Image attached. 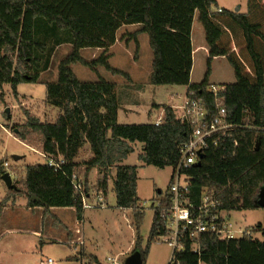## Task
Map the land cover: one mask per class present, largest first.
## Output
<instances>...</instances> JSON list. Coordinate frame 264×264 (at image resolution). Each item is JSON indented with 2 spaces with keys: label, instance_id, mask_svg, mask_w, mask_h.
<instances>
[{
  "label": "trees",
  "instance_id": "1",
  "mask_svg": "<svg viewBox=\"0 0 264 264\" xmlns=\"http://www.w3.org/2000/svg\"><path fill=\"white\" fill-rule=\"evenodd\" d=\"M217 7V0H0L2 91L8 84L18 98V86L39 82L40 75L50 69L57 48L71 45L69 54L59 62L57 80L44 83L46 104L59 110L55 121H44L26 109L23 111V125L14 127V133L22 143L33 146L38 142L47 159L57 162L62 159L63 162L59 168L47 162L27 165L20 186L15 185L16 189L10 190L1 206L11 200L15 202L16 197L21 196L27 199V207L31 209L40 207L50 212L53 208H75L81 221L84 212L82 192L76 183L82 177L84 181L80 182L88 193V176L97 169L98 189L106 193L112 179L117 208L132 210L137 233L132 253L139 252L142 264H146L152 243L166 234L161 209L170 205L169 187L180 163L181 147L188 141L192 127L168 105L160 106L164 116L159 125L155 122L121 124L118 122L120 103L115 83L104 79L83 82L72 69L77 63L93 71L104 67L114 75L129 79L127 72L110 65L109 50L118 40L119 29L136 25L138 29L128 36L137 46L141 34L149 37L153 54L151 85L188 86L187 93H195L209 118L216 114L214 96L208 91L212 61L216 57L228 60L236 81L223 86L222 105L229 122L236 128L225 142L206 152L200 165L182 169L181 173L189 179L190 199L195 205L200 203L201 193L207 188L216 192L223 213L260 209L257 201L259 192L264 189V178L243 174L239 182L222 185L214 175L222 176L219 173L227 166L235 169L242 159L264 152V23L251 20V14H257L254 0H248L247 13L213 10ZM196 13L209 47L208 72L201 83L191 84V36ZM236 28L242 35L240 45L245 47L251 60L250 72L245 70L244 61H239L225 43L227 32ZM85 49L103 51L98 57L86 60L82 56ZM1 98L4 99L3 92ZM6 118L11 119L7 113ZM135 142L144 144L140 161L159 169L173 168L167 191L156 199L161 206L154 209L144 249L141 226L145 212L137 196L138 167L123 165L135 152L131 145ZM87 144L92 158L76 162ZM4 164L0 168L1 175L6 173ZM256 233L264 239L262 224L253 228V235L245 234L239 239L221 240L213 234H203L199 253L192 250L193 242L185 237L182 240L185 251L176 254V261L179 264H264V240L255 238ZM68 260L102 264L84 249Z\"/></svg>",
  "mask_w": 264,
  "mask_h": 264
},
{
  "label": "rangeland",
  "instance_id": "2",
  "mask_svg": "<svg viewBox=\"0 0 264 264\" xmlns=\"http://www.w3.org/2000/svg\"><path fill=\"white\" fill-rule=\"evenodd\" d=\"M218 2L228 11H235L240 7L238 12L245 13L248 8V0H218ZM254 2L257 14L252 13L251 20L254 23L260 22L263 24L264 0H254ZM137 29V26H132L120 30L121 43L113 50L114 54L111 55L109 63L112 67L133 73L136 78L139 77L142 84H146L145 69L152 70L153 54L147 34H141L138 37L139 46L130 40L128 34ZM229 31L227 32L229 35L225 37V43H228L227 48L239 61H244L245 70L250 72L251 60L248 58L245 47L240 45L242 41L241 32L237 28L235 31L231 29ZM262 31L264 32V26ZM204 36V28L196 14L194 22L195 48L198 46L199 39H204ZM70 50L67 46L59 51L56 50L50 69L40 75L39 82L23 83L18 86V98L14 95L10 85H4L3 91L0 89V168L4 163L9 164V167L3 169L11 175L12 182L17 187L20 186V181L25 177L27 165L46 163L47 158L42 157L41 154L43 153H41L42 150L38 142H35L33 146L22 143L15 135L14 127L23 125L25 121L23 111L26 109L44 121H55L59 110L46 104L47 88L44 83L57 80L59 62L69 54ZM82 56L86 60L94 59L89 49H85ZM207 60L208 57H205L202 51L195 54L194 70L193 73L191 72V79L194 84H199L205 79L208 72ZM136 67H142L143 72H137ZM72 69L83 82H97L100 79L112 83L124 81L121 76L112 74L104 67H98L96 71H93L77 63L72 65ZM22 72L25 73V70L22 69ZM235 81V72L225 57L212 61L209 77L210 86L220 87L225 86V83L232 84ZM148 83H150L149 74ZM171 87L174 86H160L159 92L155 95L157 102H170L171 94L175 91L182 92L183 96V90ZM2 92L4 93L3 100L1 98ZM183 101V97H179L178 102L174 101V103L177 102L175 106L179 108ZM177 108L176 112L179 116L180 112ZM8 109L10 110V120L6 118ZM154 113L155 119L161 116V111ZM148 121L150 119L144 114V117L136 122L145 124ZM85 155L86 153L83 151L81 158ZM14 156L21 158L15 161ZM242 160L239 164H236L235 169L230 165L222 169L221 173L217 170L216 173L222 175H214L217 182L222 185H230L239 182L238 179L243 174L246 177L264 178V152L256 153ZM129 163L139 166L137 196L139 204L145 212L141 226L142 248L144 249L147 245L154 217L156 199L160 196L159 191L162 194L167 191L173 168L159 169L148 166L139 160L138 153L131 156ZM114 173L115 170H113V176ZM2 175L0 174V264H41V261L50 257L54 258L59 264H78V261L68 259L77 255L83 247L87 253L99 258L102 264H109L107 261L109 257H116L121 264H124L129 256L133 254L137 233L133 225L132 210L117 208L113 182H110L112 179L109 180L107 192L104 193L106 207L84 209L85 219L80 221L75 208H53L50 212H45L44 208L29 211L26 208L11 206L2 215V211L7 207V205L1 206L2 201L10 192L2 180ZM89 176L88 181H91ZM79 181H84V179L81 177ZM98 191L97 183L94 186L89 185L87 193L91 194L89 204L96 203L95 195ZM23 199V197L17 196L15 202L22 204ZM56 218L60 221L56 222ZM229 218L233 223H237L243 228H255L258 224L264 226V209L231 212ZM34 232H39L40 235ZM254 237L264 240L260 233H256ZM171 254V248L162 238H158L150 247L146 264H168ZM83 262H85L84 264H90L86 260Z\"/></svg>",
  "mask_w": 264,
  "mask_h": 264
},
{
  "label": "built area",
  "instance_id": "3",
  "mask_svg": "<svg viewBox=\"0 0 264 264\" xmlns=\"http://www.w3.org/2000/svg\"><path fill=\"white\" fill-rule=\"evenodd\" d=\"M222 12V9H218ZM208 91L213 94L215 100L216 114L209 118V113L204 104L192 91L187 93L183 103L177 109L179 118L192 127L188 141L181 147V159L178 168L174 172L173 181L169 187L171 195L170 205L161 209L166 227V234L160 236L171 248L172 254L168 264H179L176 261V254L185 251L182 240L186 237L192 243V250L200 252V238L203 234H213L221 240L239 239L245 234L253 235V227H241L233 223L229 214L219 209L216 192L212 189H204L201 193L200 203L195 205L190 199L189 179L181 173L195 164L201 163L206 152L211 147H218L231 137V132L236 125L229 122L226 109L223 107V86H209ZM162 118L155 122L159 125ZM47 158L44 154H41ZM202 156V157H201ZM62 159L58 162L47 159V163L56 168L60 167ZM4 167H9L8 163ZM78 190L82 192L83 209L106 207V197L102 190H99L95 197L96 203L89 204L91 194L85 193L82 182L76 183ZM161 203L156 200L155 208H160ZM84 261V260H83ZM81 261V264L85 262ZM109 264H121L115 258H107ZM42 264H59L54 258H46Z\"/></svg>",
  "mask_w": 264,
  "mask_h": 264
},
{
  "label": "crops",
  "instance_id": "4",
  "mask_svg": "<svg viewBox=\"0 0 264 264\" xmlns=\"http://www.w3.org/2000/svg\"><path fill=\"white\" fill-rule=\"evenodd\" d=\"M217 5H218V7H217L218 9H225L224 7H222L220 5L218 0H217ZM218 9L213 8V10H215V11L216 10L218 11ZM247 12H248V8H247V11L245 13H247ZM196 14H195V16H196ZM195 16H194V21H193V26H192V36H191V38H192V46H193V68H192V73H193L194 65H195V63H194L195 62V54L198 51H202L203 55H205V57H209V47L207 45L206 35L204 36V39H199L197 48H195V46H194V40H195V38H194ZM198 20H199V18H198ZM134 26H136V25H133V27ZM127 27H132V26H124V27H122L121 29L118 30V32H117L118 40L115 43V45H113L110 48L109 54H111V55L114 54L113 50L115 49L116 46H118L121 43V36L119 35V32L123 28H127ZM65 46H67L68 48L71 49V45L66 44V45H62V46L58 47L57 51H59L61 48H64ZM89 50H91L92 58L98 57L103 51V49H89ZM67 51H68V49H67ZM83 51L84 50H82V52ZM218 58H224V57H216V58H214L213 61H215ZM151 66H152V64H151ZM136 68H137L136 69L137 72L139 71V72L142 73L143 70H144L142 67H136ZM145 72H146V75H147V79L145 81V82H147L146 84H142L139 81V77L136 78L133 75V73L127 72L130 75L129 79H127V78H125V77H123L121 75H118V76H121L124 79V81L115 82L116 94H117V97H118L119 103H120V108L118 110V122L121 123V124H139L141 122H136V121H140V119L142 117H144V114H146L148 116V118L150 119V121L145 122V123H154L158 118H162L164 116V111H163L162 108H160L161 105H168V106H171L172 108H174L176 110L177 107L175 106V104H177V102L179 101V97H183V100H184L186 95H187L188 86H174V87H171V88L177 87L178 89L183 90V96H182V92L175 91V93L171 94V97H170V100H169L170 102H168V103L157 102V100L155 98V95L159 92L158 90H159L160 86H154V85H151V83H148V74L150 76L152 70L146 68ZM190 82H191V84H194L192 82V79H190ZM225 84H227V83H225ZM175 100L177 101L176 103H174ZM158 111H161V116H159L158 118L155 119L154 118L155 117L154 116L155 115L154 112H158ZM131 145L134 148L135 152L133 154H131L123 162V165H132V166H137L139 168L138 165H134V164L129 163V160H130L131 156L134 155L135 153H138V157L144 153V144L143 143H139V142H135V143H132ZM83 151H85L86 155H85V157L81 158V154L83 153ZM92 156H93V154L91 152L90 146L87 144L81 150L78 158L76 159V162L81 163L82 161H86V160L91 159ZM89 175H90L89 178L91 180V181H89V184H90V186H94L97 183V180L99 179L98 170L97 169H93L90 172ZM110 182H113V181H110ZM161 193H159V194H161ZM23 198H24L23 199L24 201H23L22 204H17V202L14 203L13 201H10L7 204V207L2 211V215H4L5 214V210H7L11 206H17V207L26 208L29 211L30 210L35 211V210L40 209V207L39 208H35V209L28 208L27 207V199L25 197H23ZM16 200H17V197H16L15 201ZM83 217H84L83 219H85L84 212H83ZM34 233H36L37 235H40L39 232H34ZM41 237L43 238V235ZM83 248H81L80 250H82ZM80 250H79V252H80ZM87 254L93 255V254H90V253H87ZM115 259H117V258L115 257ZM80 263H81V261H78V264H80ZM41 264H42V261H41Z\"/></svg>",
  "mask_w": 264,
  "mask_h": 264
},
{
  "label": "water",
  "instance_id": "5",
  "mask_svg": "<svg viewBox=\"0 0 264 264\" xmlns=\"http://www.w3.org/2000/svg\"><path fill=\"white\" fill-rule=\"evenodd\" d=\"M239 9L240 8L235 9L234 12H238ZM6 113L8 114V116H10V110L9 109L6 111ZM258 151H259V148L257 147L256 152H258ZM20 158L21 157H19V156H14L15 161L20 160ZM198 165H200V162L198 163ZM2 180L5 183V185L8 187L9 190H15L16 189V186H15V184H13L11 175L9 173H5L2 176ZM159 193H161V191H159ZM33 198L36 199L37 201H39L38 198H36V197H33ZM257 204L260 208L264 209V189H262L259 192ZM124 264H142V259H141L140 253L135 252L132 255H130Z\"/></svg>",
  "mask_w": 264,
  "mask_h": 264
}]
</instances>
